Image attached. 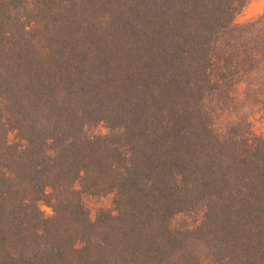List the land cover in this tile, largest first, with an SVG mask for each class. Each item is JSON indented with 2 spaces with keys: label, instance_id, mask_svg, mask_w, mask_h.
Returning a JSON list of instances; mask_svg holds the SVG:
<instances>
[{
  "label": "trees",
  "instance_id": "16d2710c",
  "mask_svg": "<svg viewBox=\"0 0 264 264\" xmlns=\"http://www.w3.org/2000/svg\"><path fill=\"white\" fill-rule=\"evenodd\" d=\"M248 1L0 0V264H264Z\"/></svg>",
  "mask_w": 264,
  "mask_h": 264
},
{
  "label": "rangeland",
  "instance_id": "374dc122",
  "mask_svg": "<svg viewBox=\"0 0 264 264\" xmlns=\"http://www.w3.org/2000/svg\"><path fill=\"white\" fill-rule=\"evenodd\" d=\"M264 12V0H249L245 7L237 14L235 23L242 24L251 20L256 19L259 15ZM256 125L259 129H264V119L262 115L256 117ZM97 132L105 133L107 128L104 125H99L96 128ZM113 197L111 194L108 195H87L85 202L90 212L91 217L94 219L97 213L102 208H110L112 206ZM41 208L46 216H52L54 211L48 202L42 201Z\"/></svg>",
  "mask_w": 264,
  "mask_h": 264
}]
</instances>
